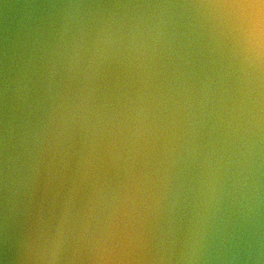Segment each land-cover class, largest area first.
<instances>
[{
	"label": "water",
	"instance_id": "water-1",
	"mask_svg": "<svg viewBox=\"0 0 264 264\" xmlns=\"http://www.w3.org/2000/svg\"><path fill=\"white\" fill-rule=\"evenodd\" d=\"M0 264H264V0H0Z\"/></svg>",
	"mask_w": 264,
	"mask_h": 264
}]
</instances>
